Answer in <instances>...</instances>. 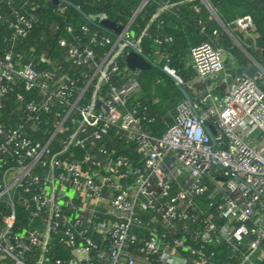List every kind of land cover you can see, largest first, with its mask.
Returning a JSON list of instances; mask_svg holds the SVG:
<instances>
[{
	"label": "built area",
	"instance_id": "2783aa9c",
	"mask_svg": "<svg viewBox=\"0 0 264 264\" xmlns=\"http://www.w3.org/2000/svg\"><path fill=\"white\" fill-rule=\"evenodd\" d=\"M181 7L206 10L250 64L214 29L190 48L195 80L177 77L190 101L167 122L125 57L149 37L144 54L174 75L160 50L173 37L159 32ZM46 8L62 18L48 26L61 54L19 52ZM0 28V264H264V45L252 14L224 23L210 0H137L121 22L77 0H0Z\"/></svg>",
	"mask_w": 264,
	"mask_h": 264
},
{
	"label": "trees",
	"instance_id": "16d2710c",
	"mask_svg": "<svg viewBox=\"0 0 264 264\" xmlns=\"http://www.w3.org/2000/svg\"><path fill=\"white\" fill-rule=\"evenodd\" d=\"M212 3L218 7L220 12L219 16L224 23L232 21L238 16L244 14H252L255 21L258 38L257 41L264 45V7L255 6L252 3L243 0H211ZM210 1V2H211ZM137 0H102L96 4H90V0H77V3L84 13L105 11L110 15V18L117 21H124L129 16L135 7ZM211 3V4H212ZM212 4V5H213ZM213 5V6H214ZM62 18L54 15L50 9H43L38 16V23L29 36L28 40L23 41L18 46V51L23 52L25 49H31L35 53L47 52L50 56H59L61 51H57L55 47L56 33L49 31L48 26L50 23L60 21ZM162 19L164 24L160 29V34L171 35L173 40L169 44H164L160 47L163 53H167L170 58L168 69H171L174 75L182 82L188 83L195 80V71L192 68L189 60L190 48L204 40L214 37L212 31L218 30V42L227 51L234 54L238 59L239 66L244 69L247 68V63L250 64L247 57L243 54L225 31L219 26L215 19H213L206 10L197 12L192 7H181L179 9V15L172 14L163 15ZM67 22L74 24L76 27L82 23L80 14L73 8L67 11ZM140 20V19H139ZM141 21V20H140ZM143 21H141V25ZM237 33V32H236ZM6 33L0 28V53L5 47L3 36ZM239 36V34H237ZM251 39H248V43ZM153 43L151 38L143 39L141 43V49L146 55H152L151 49ZM252 49L257 56L259 52L255 51L252 47H246ZM249 52V50H247ZM161 68H165V61L158 63ZM164 80V84H160V79ZM143 95L142 101L148 103L151 106L154 114L162 115L167 122L170 121L169 114L173 112L175 105L181 101L184 97L175 85L173 80L167 76L160 68L152 67L147 70H141L138 77ZM184 88L191 93V89L184 86ZM198 90L204 88L200 85L195 86ZM222 90L215 88L214 93H221ZM165 124L163 120H158L157 124L153 125V129H163Z\"/></svg>",
	"mask_w": 264,
	"mask_h": 264
},
{
	"label": "water",
	"instance_id": "95a60500",
	"mask_svg": "<svg viewBox=\"0 0 264 264\" xmlns=\"http://www.w3.org/2000/svg\"><path fill=\"white\" fill-rule=\"evenodd\" d=\"M216 18L217 20L220 21L218 16ZM102 23L105 26H108L109 28L115 31H119L122 27L120 25H117L114 21L109 20V19L104 20ZM125 61L128 67L131 69L147 70L152 67H158V64L153 63L142 51H140L137 48L131 49V51L126 55ZM160 69L173 80L175 85L181 91L183 97L186 100L190 101V95L187 92V90L184 88V86L181 84L180 80L173 74H170L169 72H167L164 68H160Z\"/></svg>",
	"mask_w": 264,
	"mask_h": 264
},
{
	"label": "rangeland",
	"instance_id": "374dc122",
	"mask_svg": "<svg viewBox=\"0 0 264 264\" xmlns=\"http://www.w3.org/2000/svg\"><path fill=\"white\" fill-rule=\"evenodd\" d=\"M211 1V0H210ZM211 3H212V1H211ZM213 4V3H212ZM214 5V4H213ZM214 7L217 9V11H218V14L220 13V14H222L221 12H220V10L218 9V7H216L215 5H214ZM253 14V13H252ZM247 50H249V53L251 54V55H255V53L253 52V50L252 49H247ZM242 51V50H241ZM244 55H246L245 53H243ZM247 59H248V61H249V57L247 56ZM156 68H161L159 65H158V67H156ZM160 79V81H159V83L160 84H164V80H161V78H159ZM263 84H264V79H263ZM141 95H143V91H141Z\"/></svg>",
	"mask_w": 264,
	"mask_h": 264
}]
</instances>
